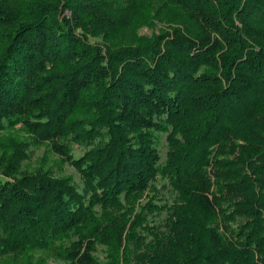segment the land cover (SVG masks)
<instances>
[{
  "label": "trees",
  "instance_id": "obj_1",
  "mask_svg": "<svg viewBox=\"0 0 264 264\" xmlns=\"http://www.w3.org/2000/svg\"><path fill=\"white\" fill-rule=\"evenodd\" d=\"M49 260L264 264V0H0V264Z\"/></svg>",
  "mask_w": 264,
  "mask_h": 264
},
{
  "label": "rangeland",
  "instance_id": "obj_2",
  "mask_svg": "<svg viewBox=\"0 0 264 264\" xmlns=\"http://www.w3.org/2000/svg\"><path fill=\"white\" fill-rule=\"evenodd\" d=\"M162 27V24L160 22H156L155 27H153L152 29L147 27V26H142L139 27L137 30H133V29H128L127 31L123 32L120 35L121 40H127V39H132L135 35H139V36H149L152 32H157L160 28ZM165 151H166V147H165V136L163 135L161 138V144H160V155H161V159L164 160L165 159ZM28 152L30 154V157L28 159V161L24 162V165L26 168L28 169H32L34 168L40 161V158L43 155L44 152V148L43 146H31L28 148ZM79 153L78 150L75 151V154L77 155ZM45 165L44 167H51L53 169V171L55 173H60V174H65V175H71L73 177V179L78 182L79 181V174L77 173V171L69 165H64L62 168L57 165L55 163L56 161V157H49L47 156L45 159ZM170 202V201H169ZM98 255L100 256V258H103V254L101 253V248H99V252ZM49 264H62V262L60 261H56V260H49Z\"/></svg>",
  "mask_w": 264,
  "mask_h": 264
}]
</instances>
